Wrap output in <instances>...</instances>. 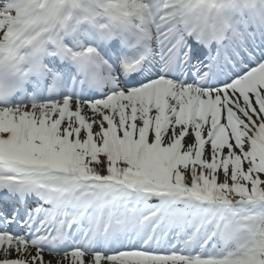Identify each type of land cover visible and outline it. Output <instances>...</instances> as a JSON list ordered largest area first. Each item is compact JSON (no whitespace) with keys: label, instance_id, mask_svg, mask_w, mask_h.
I'll return each instance as SVG.
<instances>
[{"label":"snow or ice","instance_id":"obj_1","mask_svg":"<svg viewBox=\"0 0 264 264\" xmlns=\"http://www.w3.org/2000/svg\"><path fill=\"white\" fill-rule=\"evenodd\" d=\"M180 2L102 92L0 103V264H264V27Z\"/></svg>","mask_w":264,"mask_h":264},{"label":"clouds","instance_id":"obj_2","mask_svg":"<svg viewBox=\"0 0 264 264\" xmlns=\"http://www.w3.org/2000/svg\"><path fill=\"white\" fill-rule=\"evenodd\" d=\"M139 3L143 7H125L122 0H0V12L12 18L7 37L0 32V103L11 101L29 83L50 81L53 69L46 61L55 54L66 55L85 26L145 52L168 0ZM176 11L183 33L205 45L215 43L240 19L264 27V0H181ZM72 63L90 90L105 86L93 47L77 51Z\"/></svg>","mask_w":264,"mask_h":264},{"label":"bare ground","instance_id":"obj_3","mask_svg":"<svg viewBox=\"0 0 264 264\" xmlns=\"http://www.w3.org/2000/svg\"><path fill=\"white\" fill-rule=\"evenodd\" d=\"M111 78H114V77L111 76ZM108 86H109V83H108ZM18 103H25V101H23V100H21V101L15 100V101L12 102L11 104H18Z\"/></svg>","mask_w":264,"mask_h":264}]
</instances>
